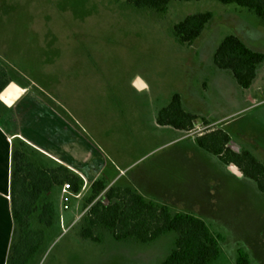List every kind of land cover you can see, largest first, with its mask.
Returning a JSON list of instances; mask_svg holds the SVG:
<instances>
[{
	"label": "rangeland",
	"instance_id": "obj_1",
	"mask_svg": "<svg viewBox=\"0 0 264 264\" xmlns=\"http://www.w3.org/2000/svg\"><path fill=\"white\" fill-rule=\"evenodd\" d=\"M204 13L212 19L200 38L190 46L177 42L174 26ZM227 36L264 53V19L214 0L172 1L162 15L136 12L126 0H0V66L9 77L61 106L101 149L106 171L118 169L119 185H145L149 200L220 235L212 264H236L238 250L250 264H264V195L196 141L223 130L231 150L243 148L264 164V64L242 90L213 64ZM137 78L146 89H135ZM174 95L208 125L189 136L159 126L157 114ZM83 204L84 197L71 202L30 264H161L174 248L175 233L148 245L116 242L105 232L100 242L84 240Z\"/></svg>",
	"mask_w": 264,
	"mask_h": 264
},
{
	"label": "trees",
	"instance_id": "obj_2",
	"mask_svg": "<svg viewBox=\"0 0 264 264\" xmlns=\"http://www.w3.org/2000/svg\"><path fill=\"white\" fill-rule=\"evenodd\" d=\"M172 1L200 0H126L136 12L153 11L165 14ZM224 5H236L264 19V0H214ZM212 14L189 16L174 26L177 42L190 46L198 40L211 21ZM214 66L228 71L242 90L255 82L264 64V53L249 48L235 36L225 37L213 54ZM0 66V93L12 82ZM159 126L192 132L198 124L208 125L204 118L184 110L181 97L174 95L170 104L157 117ZM199 146L218 157L225 166L233 165L242 177L253 181L264 195V164L251 152H235L228 146L229 135L216 130L196 138ZM10 209L13 234L6 264H30L40 253L47 236L59 223L54 196L69 183L79 193L84 181L66 167L45 163L38 151L21 140L12 147ZM80 236L90 242H100L99 232L108 233L116 242L151 244L175 233L174 248L161 264H212L221 254L220 235L214 234L201 219L190 214L173 212L167 205L143 197L130 186H112L102 178L94 181L84 193ZM236 264H250L248 255L237 252Z\"/></svg>",
	"mask_w": 264,
	"mask_h": 264
},
{
	"label": "crops",
	"instance_id": "obj_3",
	"mask_svg": "<svg viewBox=\"0 0 264 264\" xmlns=\"http://www.w3.org/2000/svg\"><path fill=\"white\" fill-rule=\"evenodd\" d=\"M11 83L21 89L22 94L10 107L0 101V264L7 262L13 234L10 180L12 147L16 140H21L38 151L45 163L62 165L78 175L84 181L82 197L94 181L102 178L107 182L108 188L130 186L149 200L145 194V185L143 187L134 181L118 184L122 179L118 178V169H114V175L113 171H106V158L101 149L83 136L80 128H77V122L71 124L67 121L61 106L50 102L34 88H27L16 81ZM146 88L145 84L144 89ZM135 89L138 90L136 87ZM174 131L181 136H189L190 133ZM159 204L167 205L163 202Z\"/></svg>",
	"mask_w": 264,
	"mask_h": 264
},
{
	"label": "built area",
	"instance_id": "obj_4",
	"mask_svg": "<svg viewBox=\"0 0 264 264\" xmlns=\"http://www.w3.org/2000/svg\"><path fill=\"white\" fill-rule=\"evenodd\" d=\"M85 187L79 193H75L69 183H65L60 187L58 196L59 201V221L63 223V213L70 209V204L74 200H81ZM85 210L83 214L86 212Z\"/></svg>",
	"mask_w": 264,
	"mask_h": 264
},
{
	"label": "water",
	"instance_id": "obj_5",
	"mask_svg": "<svg viewBox=\"0 0 264 264\" xmlns=\"http://www.w3.org/2000/svg\"><path fill=\"white\" fill-rule=\"evenodd\" d=\"M134 86L141 90L145 87V84L140 78H137L134 82ZM22 94V90L17 88L14 83H10L1 93H0V101L4 103L6 106H12L13 103L17 100V98ZM238 151V150H236ZM235 170V173L239 176H242L240 172L237 171L236 167L232 166Z\"/></svg>",
	"mask_w": 264,
	"mask_h": 264
},
{
	"label": "flooded vegetation",
	"instance_id": "obj_6",
	"mask_svg": "<svg viewBox=\"0 0 264 264\" xmlns=\"http://www.w3.org/2000/svg\"><path fill=\"white\" fill-rule=\"evenodd\" d=\"M161 110H162V109H161ZM161 110H160V111H161ZM160 111H159V112H160ZM159 112H158V114H159ZM158 114H157V117H158ZM200 118H202V117H200ZM156 122H157V121H156ZM161 127H168V126H161ZM237 150L239 151L240 149H237ZM234 151H235V150H234ZM235 152H237V151H235ZM230 166H233V165H230Z\"/></svg>",
	"mask_w": 264,
	"mask_h": 264
}]
</instances>
